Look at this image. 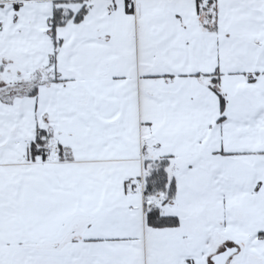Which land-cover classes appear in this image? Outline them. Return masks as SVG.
<instances>
[{"label":"snow or ice","instance_id":"obj_1","mask_svg":"<svg viewBox=\"0 0 264 264\" xmlns=\"http://www.w3.org/2000/svg\"><path fill=\"white\" fill-rule=\"evenodd\" d=\"M0 264H264V0H0Z\"/></svg>","mask_w":264,"mask_h":264}]
</instances>
